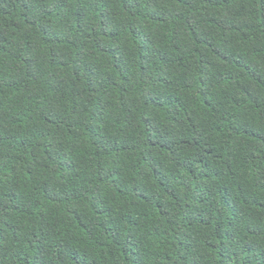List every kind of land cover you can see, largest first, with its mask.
<instances>
[{
  "label": "trees",
  "instance_id": "16d2710c",
  "mask_svg": "<svg viewBox=\"0 0 264 264\" xmlns=\"http://www.w3.org/2000/svg\"><path fill=\"white\" fill-rule=\"evenodd\" d=\"M0 264H264V0H0Z\"/></svg>",
  "mask_w": 264,
  "mask_h": 264
}]
</instances>
